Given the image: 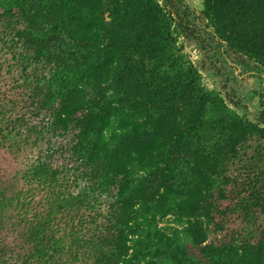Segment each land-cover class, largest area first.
<instances>
[{
	"label": "rangeland",
	"instance_id": "1",
	"mask_svg": "<svg viewBox=\"0 0 264 264\" xmlns=\"http://www.w3.org/2000/svg\"><path fill=\"white\" fill-rule=\"evenodd\" d=\"M91 1L80 6L74 0H0V264L28 261L36 249L31 238L40 234L34 230L47 225L44 219L50 221L47 229L60 250L61 258L55 257L54 262L60 258L62 264H100L99 256L108 245L103 237L116 220L113 216L120 215L112 206L116 195L109 184L98 188L69 165L73 129L48 128L47 112L37 113L39 99H46L52 111L58 108L57 78L65 69L79 72L77 87L83 105L91 106L102 96L116 109L106 138L114 133L134 139L159 134L157 142L166 145L165 153L175 151L170 146L182 127L185 109L169 101V89L160 88L159 77L174 79L180 71L190 72V82L204 97L199 116L206 138H228L234 120L264 127V65L243 58L215 37L212 19L204 14L205 0ZM141 4L151 5L171 24V37L165 41L162 35L158 41L160 62L144 59L133 50L135 32L123 38L125 47L130 46L127 52L105 50L101 26L115 25L116 14L123 17L125 9L130 13ZM91 8L97 13L88 12ZM75 12L77 17L72 15ZM92 66L94 73L89 71ZM125 95L130 105L141 104L142 110L130 111L121 102ZM213 144L209 149H215ZM260 145L255 136L249 138L239 157L226 163L228 175H238L242 165L256 167L259 162L252 158ZM156 155L128 169L135 189L141 182L156 190L149 197L145 192L126 218L131 235L119 264H199L190 234L195 224L202 230L198 242L203 247L219 248L241 233L254 235L255 241L261 237V211L246 218L228 214L227 233L218 232L204 219L178 214L175 204L185 198L193 161ZM41 165L45 176L33 172ZM65 167L73 181L63 183L57 175ZM64 204L67 207L62 208Z\"/></svg>",
	"mask_w": 264,
	"mask_h": 264
},
{
	"label": "trees",
	"instance_id": "2",
	"mask_svg": "<svg viewBox=\"0 0 264 264\" xmlns=\"http://www.w3.org/2000/svg\"><path fill=\"white\" fill-rule=\"evenodd\" d=\"M74 1L80 6L92 2ZM115 1L126 3L128 0ZM88 12L97 13L92 8ZM204 14L212 19L215 37L227 42L230 50L238 52L243 58L245 56L264 65V0H205ZM72 15L77 17L78 12ZM116 15L115 25L101 26L106 40L105 50L108 53H118L122 49L127 52L130 46L125 47L126 41L123 38L135 32L136 44L133 50L144 59H156L158 62L163 60L158 59L161 56L159 38L165 35L167 41V37H171L169 32L171 24L165 19L166 15L158 14L151 5L146 7L143 4L130 13L125 9L123 17ZM89 30L92 31L91 28ZM95 70V66L89 67L91 73ZM78 75L79 72L71 69H65L59 74L57 79L60 82V91L56 95L60 97V103L57 109L50 110L46 99L36 101L35 107L37 113L47 112L48 128L58 127L64 131L71 128L75 132L73 144L69 146L72 147L69 165L76 171L74 173L81 179L98 185V188L109 184L115 191L116 197L112 206L115 214L120 215L113 216L116 220H113L109 233L103 237L104 243L108 245L106 251L103 250L99 256V258L102 256L98 261L100 264H119L125 256L126 242L131 235V227L127 225L129 221L126 222V218L146 196L145 192L149 197L156 190L154 185L144 187L141 182L135 189L133 187L135 181L129 177L128 169L135 164L145 163L154 152L157 153L155 157L160 159L174 156L173 159L189 158L193 161L189 173L190 185L185 198L175 204L178 214L193 220L204 219L218 232L227 233L225 218L228 214L236 212L246 218L255 211L264 212L263 125L255 126L234 120L230 123L228 133H231V136L228 138L221 136L217 141L206 138L202 135L203 124L199 116L204 108V97L193 81L190 82V72L180 71L174 79L159 77L162 78L159 79L160 88L169 89L170 96H166L169 101L182 104L185 109L182 127L175 132L176 140L170 146L175 151L165 153L166 145L157 142L159 134L156 136L153 134L146 139L143 137L134 139L130 135L122 137L114 133L110 138H106L105 132L109 129L112 114L116 109L102 96L91 106L83 105L77 87ZM121 102L127 104L130 111L142 110L141 104L130 105L131 102L126 95ZM168 125L170 123L164 124L163 130H166ZM254 136L261 143L252 158L259 162L258 165L256 164V167L242 165L238 175L229 176L228 171L224 169L226 163L237 159L242 146ZM225 138L227 139L223 146H220V140ZM210 144H213L215 149H209ZM33 168L38 167L34 165ZM33 172L40 176L47 174L42 165L38 171ZM69 172L66 167L60 168L57 172L63 183L73 181L69 178ZM131 191L134 192L132 197ZM156 192L159 193V190ZM65 207L67 204L62 208ZM43 222L47 225L41 228L38 226L34 231L40 234L31 238V243L36 245V249H32L28 261L23 259L21 264H62L58 263L61 258L60 250L55 247L54 238L47 229L50 221L44 219ZM88 223V226L92 225ZM190 234L200 255L199 264H264V233L257 241L254 240V235L248 237L241 233L236 236L233 233L236 237L230 238L227 245H220L219 248L209 245L203 247L202 243L198 242L202 230L197 224L191 226ZM236 242L238 247L234 245ZM55 257L60 258L54 262Z\"/></svg>",
	"mask_w": 264,
	"mask_h": 264
}]
</instances>
